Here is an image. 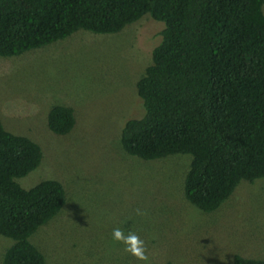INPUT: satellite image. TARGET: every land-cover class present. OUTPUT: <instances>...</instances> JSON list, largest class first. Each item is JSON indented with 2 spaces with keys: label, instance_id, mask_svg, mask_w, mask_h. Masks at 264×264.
<instances>
[{
  "label": "trees",
  "instance_id": "1",
  "mask_svg": "<svg viewBox=\"0 0 264 264\" xmlns=\"http://www.w3.org/2000/svg\"><path fill=\"white\" fill-rule=\"evenodd\" d=\"M148 14L163 23L123 121V150L145 160L189 154L184 196L217 209L243 180L264 176V0H0V56H17L77 30L116 33ZM74 109L52 105L48 129L71 131ZM41 146L0 120L1 264H45L29 237L65 203L54 178L23 188ZM232 264H264L234 255Z\"/></svg>",
  "mask_w": 264,
  "mask_h": 264
},
{
  "label": "rangeland",
  "instance_id": "2",
  "mask_svg": "<svg viewBox=\"0 0 264 264\" xmlns=\"http://www.w3.org/2000/svg\"><path fill=\"white\" fill-rule=\"evenodd\" d=\"M162 28L146 14L116 33L80 29L0 56V120L42 149L39 165L16 181L30 188L54 178L65 190L60 211L29 237L45 264H143L112 240L117 227L146 242L151 264H232L236 253L264 258V176L243 179L217 209L205 212L184 196L189 154L145 160L120 144L136 81ZM54 104L74 109L67 134L47 127ZM11 241L0 235V264Z\"/></svg>",
  "mask_w": 264,
  "mask_h": 264
},
{
  "label": "clouds",
  "instance_id": "3",
  "mask_svg": "<svg viewBox=\"0 0 264 264\" xmlns=\"http://www.w3.org/2000/svg\"><path fill=\"white\" fill-rule=\"evenodd\" d=\"M136 214L144 216L147 215V212L137 209ZM112 240L124 245L125 252L143 262V264H151L147 244L136 232L129 231L126 234L124 229L117 227L112 231Z\"/></svg>",
  "mask_w": 264,
  "mask_h": 264
}]
</instances>
